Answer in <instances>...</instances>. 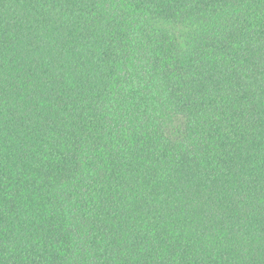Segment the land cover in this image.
I'll return each mask as SVG.
<instances>
[{
    "label": "trees",
    "instance_id": "16d2710c",
    "mask_svg": "<svg viewBox=\"0 0 264 264\" xmlns=\"http://www.w3.org/2000/svg\"><path fill=\"white\" fill-rule=\"evenodd\" d=\"M0 264H264V0H0Z\"/></svg>",
    "mask_w": 264,
    "mask_h": 264
}]
</instances>
